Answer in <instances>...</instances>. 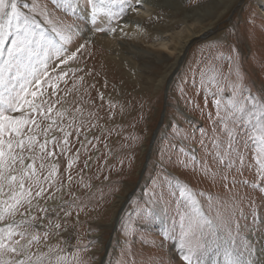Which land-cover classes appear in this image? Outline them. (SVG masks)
Returning a JSON list of instances; mask_svg holds the SVG:
<instances>
[{"label": "snow or ice", "instance_id": "snow-or-ice-1", "mask_svg": "<svg viewBox=\"0 0 264 264\" xmlns=\"http://www.w3.org/2000/svg\"><path fill=\"white\" fill-rule=\"evenodd\" d=\"M81 7L88 10L92 30L103 32L106 30L97 26L98 19L118 22L132 7V0H0V264H86L81 252L90 251V246L73 252L64 235L68 218L75 214L78 223L85 207L74 185L89 192L93 187L83 175L92 157L88 156L76 173L79 181L72 175L73 163L82 151L90 150L89 145L92 149L97 143L105 148L108 145L99 136L89 138L101 117L85 107L92 104L85 99L87 90L74 95L77 84L69 88L66 79L83 71L77 54L89 43L85 39L74 51L69 47L83 36V30L71 19ZM215 60L216 56L210 55L195 69L202 86L211 83L216 89L212 135L199 143L226 172L242 176L246 167L255 172V183H239L253 190L264 188V93L248 88L234 61L225 73ZM226 91L230 96L223 103ZM180 92L184 95L183 88ZM176 135H180L179 127ZM175 148L170 142L169 149L162 150L161 171L152 181L145 212L152 211L151 205L158 202L169 207L176 203L167 199V189L173 185L181 200L190 201L191 208L176 209L184 264H264V217L258 218L255 212L245 214L244 198L238 196L209 195L207 208H202L189 187L163 167L167 151ZM179 151L185 154L184 148ZM246 151L252 152L251 162ZM64 160L67 167L61 169ZM181 163L184 168H195V157ZM199 171L213 181L219 175L229 192L237 186L235 176L229 182L226 173L217 174L207 167ZM248 206L253 207L251 200ZM246 228L261 236L260 253L250 239H241ZM121 264H135V259Z\"/></svg>", "mask_w": 264, "mask_h": 264}, {"label": "rangeland", "instance_id": "rangeland-1", "mask_svg": "<svg viewBox=\"0 0 264 264\" xmlns=\"http://www.w3.org/2000/svg\"><path fill=\"white\" fill-rule=\"evenodd\" d=\"M149 1L154 6L142 26L153 34L139 41L126 40L129 49L144 53L133 59L139 67L138 73L130 75L127 69H116L120 78L110 81L113 87L107 86L106 93L101 92L100 85L97 87L98 99L102 95L104 99L116 101L118 106L132 108L104 122L108 128L112 127L109 131L113 146L107 144L105 149L103 143L96 144L98 151L92 149L89 155L92 157L90 168L85 169L83 175L93 186L91 191L75 185L73 188L85 207L78 223L75 214L68 218V232L64 238L73 252L90 246V251L81 252L86 264H121L131 259H135V264H184L176 209L191 208L190 201L181 200L178 188L173 185L167 189V199L176 203L169 207L158 202L151 205L152 211L145 212L152 195V181L161 171L162 150H168L170 142L176 148L167 151L163 167L180 184L189 187L202 208H207L209 195L238 196L244 198L245 214L255 212L258 218L264 217V188L253 190L239 183L241 180L255 183V172L247 167L242 176L235 171L226 172L211 151L205 153L199 143L202 138L207 142V137L212 135L216 89L211 83L202 86L195 74L202 60L215 55V63L222 66L223 72L227 73L234 61L248 88L256 94L264 93V0ZM140 7L132 0V7L118 22L99 18L97 26L106 30L101 35L110 36L112 32L108 29L130 17L132 8L141 10ZM71 19L83 30V36L69 46L74 50L76 44L83 43L86 35L93 31V25L80 10ZM186 42L185 52L180 56ZM163 44L169 49L162 48ZM85 64L89 66L90 62ZM229 96L226 91L222 102L226 103ZM106 112L107 115L113 111L107 108ZM177 127L179 136L176 135ZM106 130L104 127L97 134ZM93 134L96 133L88 134L89 138ZM180 148H184L185 154L180 153ZM245 156L251 162L252 152L246 151ZM193 157L195 168H184L181 162H190ZM67 163L63 161L61 169L66 168ZM75 166L74 163L72 175ZM201 167L217 174L226 173L229 182L235 176L237 186L229 192L219 175L213 181L199 171ZM73 177L76 181L80 179ZM249 200L253 202L251 208ZM241 223L245 222L241 220ZM246 237L260 253L261 236L246 228L241 239Z\"/></svg>", "mask_w": 264, "mask_h": 264}, {"label": "bare ground", "instance_id": "bare-ground-1", "mask_svg": "<svg viewBox=\"0 0 264 264\" xmlns=\"http://www.w3.org/2000/svg\"><path fill=\"white\" fill-rule=\"evenodd\" d=\"M139 6H141V10L139 9L133 11L130 17L125 18L122 22H120V24L115 27L116 31L112 32L110 36L101 35L102 32L99 31L89 32L85 37V39H87L89 43H87L85 49L82 50L83 56L80 53L77 54L79 66L81 65L80 67L83 68V71L77 72L75 77H72L70 74L69 77L66 78L69 80V88H71L73 83L77 84V89L73 90L74 95H83L85 93V89L87 90L88 95L85 96V99H90L92 104L85 105V107L92 108L93 111H97L98 115L101 117V119L98 121L97 128L94 129L93 132L89 133L96 134H93L90 137L99 136L101 140H105L109 146H113V143L110 141L112 132L109 131V128L112 127H110V125L108 128V125L104 123L105 120L111 121L112 119L117 117L116 115H120V113H122V110L128 112V110L132 107L129 105H127L126 107L118 106L116 101L112 102L104 98L98 99L97 87L98 85L101 86L100 90L102 93H106L107 86L113 87L114 84L111 85L110 81L120 78L115 72L116 69H127L126 72L130 75L132 73H138L137 69L139 67L135 65L133 59L137 56H142L144 53H138V51L129 49V47L126 46V40L139 41L153 34L152 32L151 34L149 30H146L142 25L143 20L151 13L154 4L149 0H140ZM79 10L80 12H82L85 19H91L88 14V10L85 11L83 7H81ZM79 44L80 43L78 42L75 48ZM187 44L188 43L186 42L182 47L180 56L185 52V47L187 46ZM161 47L167 50L169 49L167 44H163ZM80 55L81 57H78ZM88 62H90L89 66L85 64ZM74 63L76 64L77 62ZM102 74L104 76H102ZM53 75H55V73H53ZM80 76L84 77L83 81L79 80ZM64 87L65 85L61 83L60 88L63 90ZM49 91L51 90L49 89ZM71 98L72 97H70V99ZM133 98L134 96L131 95V99ZM92 105H95V107L93 108ZM113 105L114 107H111ZM107 108L112 109L113 112H109V114L106 115ZM110 116L111 118H109ZM100 125H102L103 128H107V130L103 134L99 132L101 135H98L97 132L101 129L99 127ZM89 149L90 150L87 152L82 151L80 153L79 159L76 160L78 162L74 161V163L76 164L73 172L74 176H77L76 173L82 168L84 160L91 154V145H89ZM71 155L72 154L69 153V156ZM64 162H67V160H64ZM62 166L63 165H60V167Z\"/></svg>", "mask_w": 264, "mask_h": 264}, {"label": "water", "instance_id": "water-1", "mask_svg": "<svg viewBox=\"0 0 264 264\" xmlns=\"http://www.w3.org/2000/svg\"><path fill=\"white\" fill-rule=\"evenodd\" d=\"M199 38V37H198ZM200 38H203V36H200Z\"/></svg>", "mask_w": 264, "mask_h": 264}]
</instances>
